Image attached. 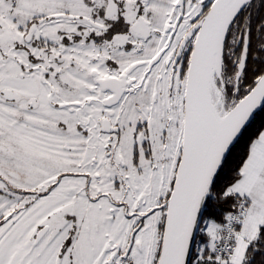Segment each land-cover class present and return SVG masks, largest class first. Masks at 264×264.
Here are the masks:
<instances>
[{"label":"snow or ice","instance_id":"6c2138e0","mask_svg":"<svg viewBox=\"0 0 264 264\" xmlns=\"http://www.w3.org/2000/svg\"><path fill=\"white\" fill-rule=\"evenodd\" d=\"M0 264H264V0H0Z\"/></svg>","mask_w":264,"mask_h":264}]
</instances>
